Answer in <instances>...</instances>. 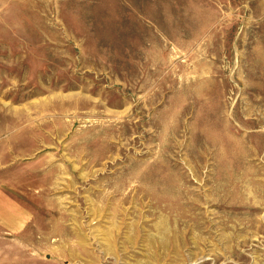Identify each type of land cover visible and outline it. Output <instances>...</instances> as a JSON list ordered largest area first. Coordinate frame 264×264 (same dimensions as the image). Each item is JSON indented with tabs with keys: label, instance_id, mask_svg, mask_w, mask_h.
Segmentation results:
<instances>
[{
	"label": "rangeland",
	"instance_id": "obj_1",
	"mask_svg": "<svg viewBox=\"0 0 264 264\" xmlns=\"http://www.w3.org/2000/svg\"><path fill=\"white\" fill-rule=\"evenodd\" d=\"M0 264H264V0H0Z\"/></svg>",
	"mask_w": 264,
	"mask_h": 264
},
{
	"label": "crops",
	"instance_id": "obj_2",
	"mask_svg": "<svg viewBox=\"0 0 264 264\" xmlns=\"http://www.w3.org/2000/svg\"><path fill=\"white\" fill-rule=\"evenodd\" d=\"M0 209H1V207H0Z\"/></svg>",
	"mask_w": 264,
	"mask_h": 264
}]
</instances>
